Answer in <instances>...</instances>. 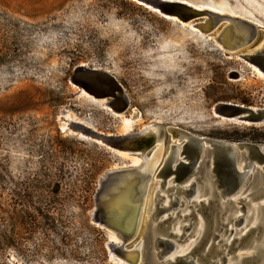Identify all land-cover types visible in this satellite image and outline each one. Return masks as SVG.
<instances>
[{"label":"rangeland","instance_id":"rangeland-1","mask_svg":"<svg viewBox=\"0 0 264 264\" xmlns=\"http://www.w3.org/2000/svg\"><path fill=\"white\" fill-rule=\"evenodd\" d=\"M139 2L179 20L188 15L185 2L206 17L211 9L264 27V0H0V264H123L112 256L117 253L113 243L121 241L104 227L96 208L100 180L108 171L152 160L160 148L140 230L127 248L142 241L145 264L151 247L147 238L156 226L159 232H177L176 256L189 252L202 263L198 237L208 228L200 203L205 196L187 206L179 193L192 179L179 163L199 149L174 132L264 144V123L225 118L233 112L231 105L264 109V76L237 57L253 55L264 72V53L257 59L264 28L230 53ZM227 24L222 22L212 36ZM92 71L113 76L123 87L125 111H113L115 98L91 95L99 91ZM151 128L161 129L162 145L156 141L144 158L136 150L129 155L122 139ZM211 157L203 146L200 193L206 182L215 181L206 166ZM242 191L236 207L247 204L249 226L225 245L241 212L229 213V220L219 214L224 230L219 253L210 261L226 256L227 264H236L250 254L244 245L254 237V231L246 233L254 221ZM175 197L181 201L178 209L171 207ZM157 208L166 209L158 220Z\"/></svg>","mask_w":264,"mask_h":264},{"label":"water","instance_id":"water-1","mask_svg":"<svg viewBox=\"0 0 264 264\" xmlns=\"http://www.w3.org/2000/svg\"><path fill=\"white\" fill-rule=\"evenodd\" d=\"M187 7L186 11L188 12V15L183 16L181 19L184 22H194L201 32L207 36L212 37V34L222 22H228L218 36H213L216 37L217 42L223 46L225 42V30L230 27V23H237L242 27V29L248 30L247 35L241 40V43L238 42L234 49H232L233 47H231V49H226L231 53L239 52L243 47L250 44L259 29V27L253 23L241 18L222 16L213 12H210L206 17L202 15L201 12L194 10V8H191L190 6ZM203 18L206 19L198 21ZM257 51L259 53L257 59H261V54L264 53V47L259 48ZM239 57L246 62L259 67L255 62L256 59L253 55L240 54ZM92 72V79L99 91L97 93H89L95 96V98H115L118 100L117 105H112V107L110 105L109 106L115 112L125 111V108L128 106V99L123 87L113 76L97 73L95 71ZM122 104L123 107H120L119 109V105L122 106ZM231 107L233 108V112L230 114V117H237L240 121L245 122L264 123V109L262 108L254 110V108L243 105H231ZM158 129L161 131L160 128ZM169 129L175 130L173 128ZM149 133L150 132H148V130H145L134 136L123 138L122 140L125 142L124 148L129 150V152H135V150L139 151V153H141L140 155L144 158L147 150H149V148L156 143V140L153 137H150ZM183 133L185 135L184 140L186 141V144H193L199 149L198 152L196 151L197 154L194 158L189 159L188 161H181L179 163V165L186 168L188 175L191 174L190 176L192 177L191 183L188 186L182 185L179 187V193L181 195L182 193L184 194L185 198L183 197V199H185L187 206L192 205L196 197L205 196V199L200 201V203H203V210L207 216V222L205 221V223L208 228L207 233L205 232L203 236L198 237V241H200V248L198 249V252H202V255L199 257L202 262L201 264H227L229 260L226 256H222L219 261L209 260V258L214 257L219 253L216 245L220 243L219 238L224 230V227L220 226V222L223 220L219 218V214H222V216L226 214V220H229V213L233 214L235 211L243 212V215L236 216L234 219V221L237 220L236 224L239 226V229L232 231L230 228L229 230V234H233V236H235L238 231H241L249 226V220L247 219L248 216L246 215L245 210L247 204H243L241 207H236L243 201V199L236 197V195L242 190L243 193H247L245 199L248 200V203L250 204L254 221V227H251L246 233L254 231V237L246 240L247 242L244 245V248L250 250L249 256L238 258L236 260V264H264V144H254L248 142L231 143L205 137L199 138L184 131ZM90 136L97 138L96 134H91ZM103 142H109L107 137H103ZM203 146H206L209 150V154L212 156L206 166L209 168V175L212 174L213 176L211 179L215 178V181L206 182V184L202 187V193H200L201 191L197 181L201 169L200 166L202 165L200 162V156L203 152ZM144 160L146 161L147 159ZM170 163L171 162L168 164L169 175L174 172V170L170 167ZM143 164L136 168L108 171L100 180V188L96 196V208L103 216L102 223L105 228L116 232L117 237L121 241L120 245L113 246V250L129 264H141L143 260L142 241L139 242L133 249L127 248V246L135 240L139 233L146 192L154 170L153 166V170L149 171L141 183V179L137 177V174H139ZM252 175H254L253 180L251 177ZM184 177L187 178V173ZM250 177L251 179L249 180ZM125 184H127V187L124 186ZM141 184H143L142 189L137 190V188L139 189L138 186ZM247 184L250 187H248V189H244ZM123 186L128 188V192L131 196H137L139 194L142 198L140 212L135 225H132V223L127 224L117 222L118 220L115 212L111 209L109 204V198L113 197L116 199L119 189H125ZM253 192L254 196H251V193ZM191 197L192 199H188ZM174 201L175 202L172 203V207L178 209L181 201H179L178 197H175ZM206 201L208 206L205 204ZM165 211V208H157L155 219L158 220L160 215ZM219 226L220 228H218ZM188 230L189 228L184 229L185 232ZM159 231L156 226L151 228V233L147 238L148 241H150L151 247L149 250H146L147 254L145 255V264H200L199 261H195L192 256L188 257L189 252L181 256H176L177 243L173 239L178 235L177 232L172 230L169 231V229H162V232ZM179 237L180 240H185L184 235ZM230 243L231 241L229 243L225 242V245ZM222 247H224V245ZM156 250L159 251L155 252ZM129 251L135 252V258L132 260L128 257ZM167 255L168 257H166ZM157 258L159 261L156 260Z\"/></svg>","mask_w":264,"mask_h":264},{"label":"bare ground","instance_id":"bare-ground-1","mask_svg":"<svg viewBox=\"0 0 264 264\" xmlns=\"http://www.w3.org/2000/svg\"><path fill=\"white\" fill-rule=\"evenodd\" d=\"M171 1L172 0H168V2H171ZM139 3L142 4L145 7H148L149 9H151L153 11L158 12L160 15H162V16H164L166 18H170V19H173V20H177V21L181 22L183 25H189L192 29L196 30L197 32H199L200 34L203 35V33L201 32V30L195 24L188 23V22H184L183 20H179V18H177L175 16H171V15L166 14V13L164 14L160 9L154 8L150 4H143L142 2H139ZM182 4H184L186 6H190L191 8L194 7L193 5L188 4V3H185V2H182ZM195 8L196 7H194V9ZM198 10H200V9H198ZM209 10H210V12L212 11L215 14L221 15L220 12H216V11L211 10V9H209ZM256 26L259 27V28H264V27H262L260 25H257V24H256ZM247 33H248V30L242 29V27L240 25H238L237 23H232V24L230 23V27L225 30V42H224V46L222 44H219L217 42L216 37L209 36V38L212 39V40H214L216 43H218L222 49L225 48L223 50L228 51L226 49H231V47H233L232 49H234L238 42L241 43V40L247 35ZM237 57H239V56H237ZM251 65L254 66V67H256L260 71V73L264 75L263 70L259 69L257 66H255L253 64H251ZM254 110H256V109H254ZM225 118H235L236 120H239V119H237V117H225ZM250 123H252V122H250ZM148 132H150L149 133V136L150 137H153L157 142H159L160 145H162L161 140H160L161 138H160V133H159V129L158 128L148 129ZM174 135H177L178 137H182V138L184 137V139H185L184 133L183 134L182 133L180 134L178 131H175L174 132ZM158 150H157L158 152L155 153L154 157L152 156L153 157L152 160H146L145 162L143 161L144 164L142 165V167H141V169L139 171V174H137L138 175L137 177L139 179H141V183L143 182V179L149 173V171L150 170H153V166L155 167V165H156V163L158 161V156L160 155V152H161V148L158 149ZM128 154L129 155H133L132 152H129ZM140 156L143 158L142 155H140ZM140 156L137 157L139 160H141L140 159ZM141 164H142V162H141ZM139 166H141V165H139ZM190 183H191V180L188 181V183L186 184V186H188ZM124 186L127 187V184H125ZM126 187H124L125 189H123V190L122 189H119V191H118V193L116 195L117 196L116 199H114L113 197L109 198V204H110L111 209L115 212V215H116L117 220H118L117 222H119V223H127V224L132 223V225H135L136 222H137V218H138L139 212H140V206L142 204L141 203V201H142L141 199L142 198H141V195H139V194L137 196L136 195L131 196V194L128 192V188H126ZM138 187H139V189L137 188V190H141L142 187H143V184H141ZM182 196L184 197V194L183 193H182ZM188 199H192V197L191 198H188ZM171 207H172V203H171ZM240 212H241V215H243V212L242 211H240ZM241 215L239 214L238 216H241ZM236 221H234V223L231 226V230L232 231H236L237 229H239V226H237ZM109 231L112 232L117 237L116 232H113V230L112 231L109 230ZM233 237H234L233 234H229L228 237H227V239L225 240V242L226 243H229L232 240ZM113 244L115 246V243H113ZM111 253L113 254V252H110V254ZM112 256L115 259L121 260L123 263H127V262H125L121 258V256H119L118 253H116L115 255L113 254ZM128 257L131 258V260L134 259L135 258L134 252L133 251H129ZM127 264H129V263H127Z\"/></svg>","mask_w":264,"mask_h":264},{"label":"trees","instance_id":"trees-1","mask_svg":"<svg viewBox=\"0 0 264 264\" xmlns=\"http://www.w3.org/2000/svg\"><path fill=\"white\" fill-rule=\"evenodd\" d=\"M140 5H142V4H140ZM143 6V5H142ZM145 7V6H144ZM146 9H148V10H150V11H152V12H156V11H153V10H151V9H149L148 7H145ZM156 13H158V12H156ZM159 14V13H158ZM164 17V16H163ZM164 18H166V17H164ZM166 19H170V18H166ZM173 20V19H172ZM191 28V27H190ZM192 29V28H191ZM193 31H195V32H197L196 30H194V29H192ZM199 33V32H198ZM252 67V66H251ZM253 68V70L254 71H256L258 74H260V75H263V74H261L259 71H257L254 67H252ZM264 76V75H263ZM119 261V260H118ZM121 262V261H120ZM121 263H123V262H121ZM123 264H125V263H123Z\"/></svg>","mask_w":264,"mask_h":264}]
</instances>
